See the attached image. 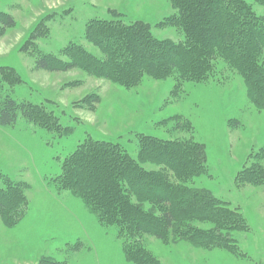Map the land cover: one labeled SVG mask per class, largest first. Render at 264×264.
I'll return each instance as SVG.
<instances>
[{
	"label": "rangeland",
	"instance_id": "1",
	"mask_svg": "<svg viewBox=\"0 0 264 264\" xmlns=\"http://www.w3.org/2000/svg\"><path fill=\"white\" fill-rule=\"evenodd\" d=\"M244 1L264 19V2ZM177 15L170 0H0V20L12 21L0 24V95L30 103L41 114L34 122L19 116L13 126H0V194H7L3 212L11 224L0 216V264H133L122 250L134 242L158 264H264V181L243 182L258 170L264 173V108L251 102L242 76L214 54L211 71L198 82L181 80L174 71L163 77L136 73L127 87L96 75L109 70L96 46L99 27H108L117 39L112 26L117 31L139 24L154 40L179 46L185 38L173 25ZM208 41H214L213 34ZM141 51L147 56L145 46ZM43 58L59 67L76 59L79 66L38 69ZM119 61L112 59L114 65L123 64ZM259 66L264 71V52ZM143 137L203 146L205 173L185 185L171 176L168 181L241 216L245 227L232 236L235 253L197 246L173 231L166 239L141 234L129 242L126 232L100 224L57 180L65 158L86 140L116 144L146 171H164L140 160ZM6 181L19 190L18 202L7 199ZM133 185L160 194L143 180ZM140 206L152 208L149 202ZM186 223L189 233L199 229L218 235L207 221Z\"/></svg>",
	"mask_w": 264,
	"mask_h": 264
},
{
	"label": "trees",
	"instance_id": "2",
	"mask_svg": "<svg viewBox=\"0 0 264 264\" xmlns=\"http://www.w3.org/2000/svg\"><path fill=\"white\" fill-rule=\"evenodd\" d=\"M170 1L178 13L173 18V25L182 30L184 42L173 46L167 41H156L151 37L149 28L139 24L120 26L117 31V26L110 24L113 27L111 32L118 34L116 39V36L107 33L108 27L101 26L97 30L101 36L96 46L107 57L109 70H99L96 75L127 87L134 83L136 73L163 77L174 71L181 80L198 82L211 71L210 57L214 54L242 76L251 102L264 108V71L259 66L264 52V19L256 16L244 0ZM218 14L220 18L214 22ZM0 24L10 26L12 21L6 18L0 20ZM209 34H213L214 41H208ZM142 46H145L147 56L141 54ZM176 54L177 57H174ZM114 57L123 64L130 57L127 69L123 64L114 65ZM78 66L76 59L60 67L52 66L44 58L37 63L38 69L51 71H67ZM36 115L41 114H37L30 103H18L7 95H0V126H13L19 116L34 122ZM44 119H47L46 116ZM141 140L140 160L162 166L164 171H146L116 144L86 140L65 158L57 180L62 188L72 191L84 203L100 224L115 225L126 232L129 242H134L133 239L141 234L166 239L167 231H173L177 237L186 238L197 246L235 253L236 242L232 236L245 227L241 216L218 200L184 186L171 185L168 181L171 176L177 183L185 185L205 173L203 146L195 142L162 141L151 137ZM250 175L251 178L243 182L259 184L264 181V173L259 170ZM141 180L147 187L159 188L160 194L135 190L133 184ZM5 187L7 192H11L7 196L10 203L14 200L18 202L21 194L16 186L6 181ZM0 195V216L9 227L11 224L3 212L7 207L6 200L2 199L7 194ZM144 202L152 205L149 211L140 206ZM154 209H158V214L154 213ZM199 209L200 212H197ZM191 220L209 222L218 235L199 229L189 233L186 222ZM224 233L227 238L222 236ZM122 251L125 259L133 264H158L145 248L135 242L124 245Z\"/></svg>",
	"mask_w": 264,
	"mask_h": 264
}]
</instances>
